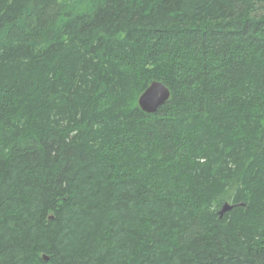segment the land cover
<instances>
[{
	"label": "trees",
	"instance_id": "obj_1",
	"mask_svg": "<svg viewBox=\"0 0 264 264\" xmlns=\"http://www.w3.org/2000/svg\"><path fill=\"white\" fill-rule=\"evenodd\" d=\"M0 264H264V0H0Z\"/></svg>",
	"mask_w": 264,
	"mask_h": 264
},
{
	"label": "water",
	"instance_id": "obj_2",
	"mask_svg": "<svg viewBox=\"0 0 264 264\" xmlns=\"http://www.w3.org/2000/svg\"><path fill=\"white\" fill-rule=\"evenodd\" d=\"M170 97V89L162 82L155 81L140 96L139 107L147 114H156L159 108L165 105ZM232 209V205L225 203L220 211L221 217ZM44 260L49 261L47 256H44Z\"/></svg>",
	"mask_w": 264,
	"mask_h": 264
}]
</instances>
